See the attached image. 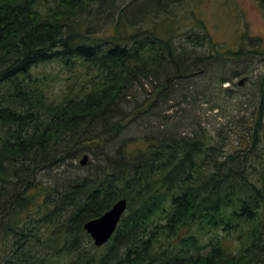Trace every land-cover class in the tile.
<instances>
[{
	"label": "trees",
	"instance_id": "16d2710c",
	"mask_svg": "<svg viewBox=\"0 0 264 264\" xmlns=\"http://www.w3.org/2000/svg\"><path fill=\"white\" fill-rule=\"evenodd\" d=\"M187 1L0 0V264H264V74L235 131L181 119L121 137L156 99L234 98L222 84L264 60L259 38L228 49L201 19L178 32ZM54 62L84 68L59 97L42 71ZM146 81L154 98L131 107ZM120 198L97 247L83 225Z\"/></svg>",
	"mask_w": 264,
	"mask_h": 264
},
{
	"label": "rangeland",
	"instance_id": "374dc122",
	"mask_svg": "<svg viewBox=\"0 0 264 264\" xmlns=\"http://www.w3.org/2000/svg\"><path fill=\"white\" fill-rule=\"evenodd\" d=\"M176 13L178 19L174 26L179 28L178 32L189 28L187 24L194 23L197 18L203 21L214 42L222 43L225 48L235 49L243 35L259 38L264 48V8L260 6L258 0H189L178 7ZM190 14L192 17L189 18ZM247 64L249 65L246 66ZM247 64L241 65L242 72L233 78V82L222 84V88L231 85L232 90L237 91L233 93L234 98H228L225 92L220 94L218 91L214 94L209 90L208 104L204 102V98L197 100L178 95L167 102L156 99L153 107L132 121L121 137L152 136L163 127L161 125L165 126L166 123H174L175 120L181 119L183 122L179 129L183 128L182 130L186 132L196 127L197 121L207 130L224 126L227 129L234 128L235 131L237 129L235 120L245 108L244 102L252 92L253 82L264 74V60L259 58V55L254 56ZM83 70L81 67L74 73H69L55 62L43 67L50 95L59 97L72 79L80 80L81 76L77 75L83 73ZM240 78L246 79L243 86L237 84ZM154 84V81H146L144 89L136 86L134 96L129 98L131 107L142 102H146L147 106L155 95ZM215 103L220 104L221 108L218 106L213 108ZM244 111L248 112L246 109ZM235 136V133L231 132L229 139L223 140L227 147H231V143L235 142ZM216 138L220 139L219 136ZM80 168L85 171L84 167ZM2 248L3 245L0 246V252Z\"/></svg>",
	"mask_w": 264,
	"mask_h": 264
},
{
	"label": "water",
	"instance_id": "95a60500",
	"mask_svg": "<svg viewBox=\"0 0 264 264\" xmlns=\"http://www.w3.org/2000/svg\"><path fill=\"white\" fill-rule=\"evenodd\" d=\"M243 83L244 78H240L238 84L242 85ZM87 160V154H83L79 159V163L84 165ZM126 207L127 200L125 198H120L103 214L84 223V230L90 236L95 246L100 247L111 238Z\"/></svg>",
	"mask_w": 264,
	"mask_h": 264
}]
</instances>
